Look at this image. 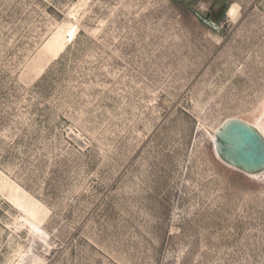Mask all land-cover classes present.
Returning <instances> with one entry per match:
<instances>
[{"label": "rangeland", "instance_id": "374dc122", "mask_svg": "<svg viewBox=\"0 0 264 264\" xmlns=\"http://www.w3.org/2000/svg\"><path fill=\"white\" fill-rule=\"evenodd\" d=\"M231 117L264 127V0H0V264H264Z\"/></svg>", "mask_w": 264, "mask_h": 264}, {"label": "water", "instance_id": "95a60500", "mask_svg": "<svg viewBox=\"0 0 264 264\" xmlns=\"http://www.w3.org/2000/svg\"><path fill=\"white\" fill-rule=\"evenodd\" d=\"M184 5L188 8L187 3ZM209 23L207 18H203ZM215 27L214 23H211ZM216 155L226 164L247 174L264 172V134L242 119H226L214 132Z\"/></svg>", "mask_w": 264, "mask_h": 264}, {"label": "bare ground", "instance_id": "6f19581e", "mask_svg": "<svg viewBox=\"0 0 264 264\" xmlns=\"http://www.w3.org/2000/svg\"><path fill=\"white\" fill-rule=\"evenodd\" d=\"M253 125L258 127L262 131V133L264 134V127L263 126H260L259 124H253ZM214 138H215V135H214ZM250 175H255V174H250Z\"/></svg>", "mask_w": 264, "mask_h": 264}]
</instances>
